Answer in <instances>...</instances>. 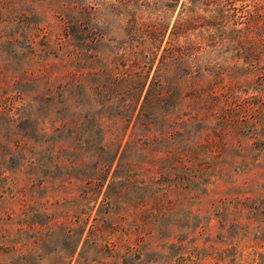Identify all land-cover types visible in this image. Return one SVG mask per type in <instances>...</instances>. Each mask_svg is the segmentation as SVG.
<instances>
[{
  "label": "rangeland",
  "instance_id": "rangeland-1",
  "mask_svg": "<svg viewBox=\"0 0 264 264\" xmlns=\"http://www.w3.org/2000/svg\"><path fill=\"white\" fill-rule=\"evenodd\" d=\"M130 1L138 14L162 12L160 2ZM180 2L167 11L170 24ZM216 6L224 8L221 29L230 40L204 49L201 60L222 64L242 81L254 77L260 90L234 91L261 99L252 98L249 120L231 122L230 132L209 130L213 151L197 164L206 172L184 187L168 184L182 174L89 173L84 153L72 165L75 142L62 118L70 124L71 112L86 106L69 98L62 110L57 47L60 37L68 48L82 43L73 27L117 30L120 0H0V264H264V214L253 207L264 198V79L257 78L264 68L247 67L257 56L264 65V0H201L198 11L213 30ZM116 50L104 38L94 52ZM119 193L125 201H115ZM105 195L111 205L98 199L90 209L89 196ZM94 216L113 222L116 247L95 246L84 234L71 255V234L86 223L87 231Z\"/></svg>",
  "mask_w": 264,
  "mask_h": 264
},
{
  "label": "trees",
  "instance_id": "trees-1",
  "mask_svg": "<svg viewBox=\"0 0 264 264\" xmlns=\"http://www.w3.org/2000/svg\"><path fill=\"white\" fill-rule=\"evenodd\" d=\"M179 1L154 0V4L161 3L162 12L143 15L127 7L135 2L120 0L123 10L117 30L81 32L73 27L70 33L82 39V43L72 48L60 37L56 66L60 70L58 79L63 80L56 91L63 103L62 110L68 107L69 98L75 106L81 102L86 106L83 112H71L70 124L62 118L63 127L69 129L75 142L72 165L80 164L78 157L84 153L83 165L89 173L154 170L182 174L179 180L172 178L168 184L189 187L206 172L197 164L204 159V153L213 151L208 146L209 130L225 134L231 131V122L249 120L252 98L260 100L261 95H240L234 90H260L254 77L242 81L222 64L201 60L204 49L230 40L229 33L221 29L226 22L224 8H214L220 20L219 28L213 30L210 18L198 11L201 0H181L177 16L170 24L167 11ZM238 32L240 35L243 30ZM104 38L113 42L115 54L94 52ZM81 45L86 46L84 52ZM261 60L259 56L249 60L247 67L252 72L260 70L264 68ZM257 78L263 80L264 75ZM238 111H244L243 118L234 117ZM58 150L63 152V146H58ZM64 163L63 159L58 165ZM65 182L66 178L62 179V184ZM95 184L102 186L104 181L96 180ZM122 195L119 193L115 201H125ZM98 199L111 205L106 195L89 196L87 201H93L90 209ZM261 203L253 207L264 214V198ZM93 219L87 231L86 223L71 234V255L84 234L95 246L103 242L109 249L116 247V240L109 236L113 222L97 221V216Z\"/></svg>",
  "mask_w": 264,
  "mask_h": 264
}]
</instances>
